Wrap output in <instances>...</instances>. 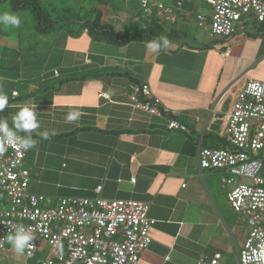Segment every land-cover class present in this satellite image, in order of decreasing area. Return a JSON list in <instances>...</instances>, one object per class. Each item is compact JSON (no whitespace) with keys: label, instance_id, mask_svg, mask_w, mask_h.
Instances as JSON below:
<instances>
[{"label":"crops","instance_id":"0c3cea01","mask_svg":"<svg viewBox=\"0 0 264 264\" xmlns=\"http://www.w3.org/2000/svg\"><path fill=\"white\" fill-rule=\"evenodd\" d=\"M120 1L123 7L116 8L112 0L99 6L101 22L120 36L131 22L135 31L157 22L158 37L171 42L166 52L147 50L149 39L123 42L98 31L91 34L78 22L36 33L31 41L19 30L0 29V37H6L0 77L9 98L0 117L11 127L20 106L37 104V133L50 134L49 139L32 134L36 146L23 159L27 192L44 196L49 205L61 197L97 195L149 202L148 216L155 222L138 264H197L200 257L217 255L218 264H239L246 216L230 207L226 194L231 186L221 183L220 171L199 172L196 153L198 145H224L236 92L247 80L264 79L249 76V66L264 68V22L248 17L244 29L217 38L210 34L211 7L204 2L150 0L170 7V13L158 16L154 6L149 15L142 14L139 0ZM197 14L206 18L201 25ZM132 82L147 83L165 106L177 110L186 131L168 130L164 119L133 108L127 97ZM72 111L85 115L67 123ZM9 257L0 256V264H34V259Z\"/></svg>","mask_w":264,"mask_h":264},{"label":"built area","instance_id":"2783aa9c","mask_svg":"<svg viewBox=\"0 0 264 264\" xmlns=\"http://www.w3.org/2000/svg\"><path fill=\"white\" fill-rule=\"evenodd\" d=\"M198 1L211 7L209 26L213 37L232 36L239 28L244 29L242 23L248 17L264 22V0ZM152 6L158 16L171 12L162 3L139 0L144 15H149ZM196 19L199 25L206 20L203 14H197ZM228 54V50L222 52ZM101 96L108 98L106 93ZM224 96L225 92L215 105ZM127 97L133 108L164 119L168 130L186 131L185 124L176 119L178 111L165 106L147 83H130ZM222 136L227 147L198 145V169L220 171L221 183L231 186L226 194L230 207L246 216L248 233L238 250L239 264H264V81L247 80L239 88ZM26 152L8 147L0 153V249L5 247L10 225L24 226L32 230L35 239L33 247L21 255L34 259V264H138L141 252L151 242L149 230L155 222L148 216L150 203L97 195L61 197L49 205L44 196L27 192L29 172L23 162ZM236 178L241 181L235 183ZM130 182L134 183L135 178ZM99 190L97 187L96 192ZM43 243L47 254L37 258ZM218 258L200 257L197 264H218Z\"/></svg>","mask_w":264,"mask_h":264},{"label":"clouds","instance_id":"9594fccd","mask_svg":"<svg viewBox=\"0 0 264 264\" xmlns=\"http://www.w3.org/2000/svg\"><path fill=\"white\" fill-rule=\"evenodd\" d=\"M21 24V18L13 12L0 10V25L5 27L18 28ZM171 42L167 36L153 38L145 44V48L153 54L159 55L162 51L170 48ZM9 106V98L4 92L3 78L0 77V111ZM85 115L81 111L69 112L65 119L67 123L79 121ZM40 128V122L37 118V104H25L19 107V111L12 117L11 127L6 118L0 117V153L6 152L8 147H19L22 149H31L36 146L32 134L37 133ZM24 133V136L18 135ZM43 139H49L50 134L45 132L37 133ZM35 235L31 229L24 226L10 225V233L7 235V242L17 255L25 253L26 249L33 247Z\"/></svg>","mask_w":264,"mask_h":264},{"label":"trees","instance_id":"16d2710c","mask_svg":"<svg viewBox=\"0 0 264 264\" xmlns=\"http://www.w3.org/2000/svg\"><path fill=\"white\" fill-rule=\"evenodd\" d=\"M90 6L79 11L71 7L55 8L51 2H43V0H0V4L9 2L10 7L14 11H28L32 15L35 26L34 30L40 35L48 34L61 28H69L71 23H77L80 30L86 29L91 34L98 31L103 36L110 39L128 41L131 39H149L158 37L159 24L154 22L150 26L140 27L138 31L134 30L136 22H131L128 25L127 33L120 36L117 34L110 25L101 22L102 11L99 5H105L109 0H89ZM80 7L79 9H82ZM64 12H70L67 17L63 15ZM79 30V31H80ZM224 140V139H223ZM221 147H227L224 141V145Z\"/></svg>","mask_w":264,"mask_h":264},{"label":"rangeland","instance_id":"374dc122","mask_svg":"<svg viewBox=\"0 0 264 264\" xmlns=\"http://www.w3.org/2000/svg\"><path fill=\"white\" fill-rule=\"evenodd\" d=\"M43 2H51L53 3V6L55 8H65L67 6L71 7L73 11L74 9H77L79 11H84L85 8H87L88 6H90V1L89 0H43ZM113 5L115 6L116 5V8L118 7H123V2L120 1V0H112ZM135 0L131 1L130 3H134ZM100 6V5H99ZM104 6V5H102ZM132 6H135L134 4H132ZM80 7H83L82 9H79ZM0 10H3V11H10V12H13L15 13L16 15H18L20 18H21V24L18 28H13V27H5V26H2L0 25V29H3L5 31H9L11 33H13L14 31L16 32L17 30H19L22 35H26V34H29V38H30V41L32 39H34L36 36V32L34 30V26H35V21L32 17V15L30 14V12L28 11H14L11 7H10V4L9 2H4L2 4H0ZM71 13L70 12H64L63 15H66L67 17L70 15ZM32 30V32L30 31ZM116 32V31H115ZM6 40V37H0V47L2 46L3 41ZM27 38L25 39H22V41H26ZM251 67L250 70H249V76L250 77H254L255 75H264V68L261 67V65H252V66H249ZM260 78V77H259ZM260 80H264V79H260ZM261 153V151H259V154ZM237 179V178H236ZM2 199V194H0V200ZM47 247L45 246V243H43L38 252L36 253V257L37 258H43L46 256L47 254ZM0 256H6L7 259L11 258L9 256H19L18 258L22 261V255H17L14 253L12 247L9 245V243L7 242L6 240V243H5V247L3 249L0 250Z\"/></svg>","mask_w":264,"mask_h":264}]
</instances>
